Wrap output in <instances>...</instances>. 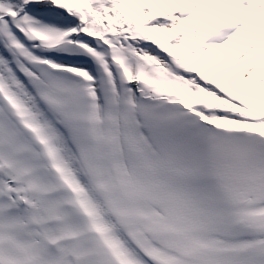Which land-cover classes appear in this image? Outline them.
<instances>
[{
    "label": "snow or ice",
    "instance_id": "snow-or-ice-1",
    "mask_svg": "<svg viewBox=\"0 0 264 264\" xmlns=\"http://www.w3.org/2000/svg\"><path fill=\"white\" fill-rule=\"evenodd\" d=\"M0 264H264V0H0Z\"/></svg>",
    "mask_w": 264,
    "mask_h": 264
}]
</instances>
